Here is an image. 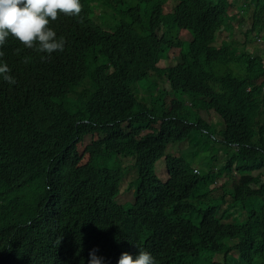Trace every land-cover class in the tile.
I'll return each mask as SVG.
<instances>
[{"label": "trees", "instance_id": "obj_1", "mask_svg": "<svg viewBox=\"0 0 264 264\" xmlns=\"http://www.w3.org/2000/svg\"><path fill=\"white\" fill-rule=\"evenodd\" d=\"M80 3L74 21L83 34L70 41L63 72L88 85L47 110L19 101L0 119V264H88L92 249L117 264L139 248L157 264H264V58L246 48L264 42V0L236 4L239 23H249L244 42L232 36L233 0ZM182 30L191 35L185 49ZM174 47L180 61L158 67ZM142 80L169 89L148 105L135 87ZM202 111L219 116L222 128ZM86 135L98 136L87 158L79 150ZM186 140L211 144L224 162L201 173L172 156L161 184L154 164ZM132 169L126 209L115 196ZM228 238L236 241L220 240ZM206 250L223 259L207 261Z\"/></svg>", "mask_w": 264, "mask_h": 264}, {"label": "clouds", "instance_id": "obj_2", "mask_svg": "<svg viewBox=\"0 0 264 264\" xmlns=\"http://www.w3.org/2000/svg\"><path fill=\"white\" fill-rule=\"evenodd\" d=\"M82 10L80 0H0V119L19 101L37 110H47L61 101L75 99L83 92L81 85L88 84L82 82L76 86V79L63 72L70 41L83 34L75 29L74 21ZM93 12L98 14L99 9L95 8ZM159 60L156 65L162 67ZM82 77L88 82L91 74ZM152 81L159 82L142 80L144 83ZM86 136H91L92 140L98 137ZM92 140L84 148L85 155ZM79 150L83 153L80 147ZM194 172L200 171L195 168ZM119 192L120 185L116 202ZM61 240L62 236L58 237L56 244L59 245ZM96 253L97 249L89 251L88 264H104V257ZM117 264H157V261L150 252L139 248L135 257L122 252Z\"/></svg>", "mask_w": 264, "mask_h": 264}, {"label": "rangeland", "instance_id": "obj_3", "mask_svg": "<svg viewBox=\"0 0 264 264\" xmlns=\"http://www.w3.org/2000/svg\"><path fill=\"white\" fill-rule=\"evenodd\" d=\"M236 1L234 3L235 5L230 6L228 9L229 15H234V20L232 21L233 30H232V36L237 38L239 42H244V32L249 27L248 22L239 23L238 19L239 16L236 14L238 6L237 3H241V1L246 0H233ZM98 7H96L97 9ZM227 37V31L220 32L215 41L213 42V47H219L222 44V41ZM180 38L184 40V43L181 48L187 47V42L191 39V35L186 31L182 30L180 32ZM246 48L248 51H254L256 54H260L264 58V42L261 39H257L256 42H248L246 45ZM180 52L179 48H168L166 52L161 56L159 60V65L162 67L170 66L178 63L180 61ZM138 94L144 98L146 103L150 104L153 99L155 100L158 94V91H156L157 88L159 90H166L168 91L169 87L167 83L162 82H149L144 83L142 81L136 82ZM172 97V94L169 96ZM170 99H168L169 107L171 106ZM201 117L213 124L217 129L222 128V120L219 116H217L212 111H205L200 113ZM154 127L158 126V122L153 123ZM92 140L91 136H86L84 140L80 143V149L84 152L85 146ZM215 142V141H214ZM208 147V148H207ZM211 147V144L203 145L202 143H195L191 142L190 140H186L181 143H175V144H169L166 148L165 154L154 164L153 172L157 178V180L163 184L167 181L169 177V161L172 156H180L183 158L184 162L187 163L186 167L194 166L196 169H198L201 173L205 170H208L212 165H215V167H220L222 162H224V156L221 154L220 151L217 150V148H209ZM217 147V146H216ZM211 149V150H210ZM217 156L214 157V154L217 153ZM221 154V155H220ZM87 155H85L86 157ZM109 165L112 166L114 160L110 159ZM225 173L220 172V176L218 177L215 186H219L221 183H223L225 178ZM136 176V172L134 169L132 171H129L124 178L121 181L120 184V192L117 197V201L120 202L126 209L129 208L133 202V191L135 188V181L134 178ZM186 218H189L193 220L196 224L199 223V216H195L194 214H187L185 216ZM222 242H226L229 244L232 241H236L234 239H220ZM237 255V254H236ZM203 258H205L207 261L209 260H218L220 258L223 259L224 253H217V252H211L209 250L203 251L201 255ZM231 256H235V254L228 253L226 254V259H229ZM225 258V257H224ZM206 262H197L195 264H205Z\"/></svg>", "mask_w": 264, "mask_h": 264}]
</instances>
